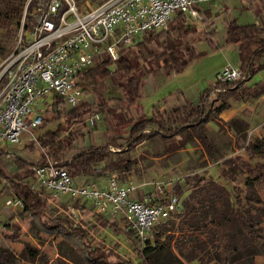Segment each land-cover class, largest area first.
Wrapping results in <instances>:
<instances>
[{"label":"trees","instance_id":"1","mask_svg":"<svg viewBox=\"0 0 264 264\" xmlns=\"http://www.w3.org/2000/svg\"><path fill=\"white\" fill-rule=\"evenodd\" d=\"M19 6L18 18L21 26L22 13L26 0H17ZM247 3V4H246ZM259 6H251L250 2L243 0L240 11L248 10L257 16L256 21L247 23L238 22L236 18L226 19L223 26L222 46H236L237 61L242 76L240 79L215 82L205 88L196 101L184 96L183 92L169 93L161 101L153 105L151 114L147 115L140 103L142 75L147 70L160 69L168 73H180L196 57H202V51H195L193 42L204 39L214 44V28L203 30L199 33L194 20L181 11L176 10L167 25L168 28L151 29L143 39L132 46L123 47L117 60L103 59L91 67L78 73L83 92L91 99H84L75 106L65 109L67 103L55 95L50 110L42 114L41 126L54 125L53 130L38 134L33 145L25 149L36 147L40 158L33 165L42 166L46 157L59 166L65 167L68 175L74 179L82 176L96 175L95 166L104 162L112 153L111 145L90 144L80 149L78 144H83L88 135L96 131L94 126H89L85 114L104 113L112 134L121 138L124 144L120 149L129 151L138 144L154 136L165 139L185 137L177 145L169 146V151L184 148L187 140L194 138L202 147L208 158L213 159L214 153L211 142L204 133V128L211 119H218L220 113L231 106L232 101H247L252 97L264 94V79L247 84V81L259 70L264 68V0H259ZM263 9H260V8ZM31 4L28 5V9ZM201 26L212 17L218 19L220 14L212 12L211 8L197 7ZM224 10H227L223 6ZM260 9V10H259ZM226 12V11H225ZM226 16V15H225ZM6 28H11V22L4 15ZM167 27V26H166ZM194 35L196 37H194ZM156 43L153 47L150 43ZM151 74L150 72H148ZM148 74V75H149ZM107 84V93L100 91L102 84ZM116 90V93H111ZM182 102L174 107L167 106L170 97H178ZM213 100L218 103L207 109ZM7 149H0V180H5L14 190L17 198L28 210L35 226L46 235H59L65 243L77 250L84 264H130L112 250H106L95 240L88 237L85 224L73 226L66 219H47L45 208L49 196L37 195L25 184L18 183L16 178H25L33 175L32 169L15 174L10 171L11 165L5 160ZM9 150V149H8ZM264 156V139L251 143L248 155ZM118 166L117 162L110 161L101 172L107 174ZM259 189H264V166L255 163L254 170L250 171ZM223 177L230 180L228 173L223 171ZM14 177V178H13ZM186 183L194 185L195 194H205L216 204L212 210L215 219L204 222L207 212H200L185 203L181 221L176 224L178 215L156 225L150 233H155L157 239L162 235L177 233V241L150 247L146 238L137 251L141 264H184L182 259L194 264H255V257L264 258V231L260 227V216L251 215L250 211L241 212L233 209V202L225 189L217 184L201 180L199 176H188ZM200 189L201 192L196 191ZM253 186L247 187L249 196ZM241 189L233 187L234 199L237 206L241 205ZM259 202V200L257 199ZM78 202V201H76ZM76 210H82L79 205ZM264 212V208L260 209ZM264 215V213H263ZM100 226L112 231H118L113 223L108 222L95 214ZM179 226L178 230L175 226ZM68 227L69 230L64 229ZM210 230L221 232V236L211 247L203 239ZM248 235H246V233ZM149 233V234H150ZM255 243V245L253 244ZM146 245V247H145ZM32 253V260L39 254L36 249L27 248ZM0 264H9V254L0 251ZM60 264H68L60 262Z\"/></svg>","mask_w":264,"mask_h":264},{"label":"rangeland","instance_id":"2","mask_svg":"<svg viewBox=\"0 0 264 264\" xmlns=\"http://www.w3.org/2000/svg\"><path fill=\"white\" fill-rule=\"evenodd\" d=\"M27 1H25L24 7ZM75 1L79 10L86 11L105 0ZM17 2V0H0V63L13 51L18 39L19 27H16V23L20 22V18L17 17L19 13ZM246 2H250L251 6L255 8L260 4L259 0H246ZM199 6L211 8L213 13L221 15V19L212 17L203 27L199 24L200 17L194 20L199 29L197 35L201 34L203 30L214 28L216 34L214 44L204 39H196L193 42L195 51H202L203 55L194 58L180 73L151 69L142 75L140 103L147 115L151 114L153 105L167 97L169 93L181 94L182 91L188 99L195 98L199 94L198 91L205 88L207 79H213V71L216 67L234 57V53H232L234 46L219 47L222 44L221 37L226 18H236L238 22L242 23L258 19L252 12L238 9L241 6V0H207L200 3ZM223 6L227 10H224ZM30 9L28 10L30 11ZM4 15L11 22L12 26L9 29L3 24L5 22ZM194 37L196 36L194 35ZM150 45L157 47L153 42ZM263 79L264 68L257 71L247 81V84H253ZM107 87V84L104 83L99 89L104 94H108ZM116 92L113 90L111 93ZM83 98L89 100L91 96L84 94ZM217 103V100H213L207 105V109ZM69 106L67 104L65 109ZM88 116L89 114H85L84 117ZM221 116V122L211 119L204 128V133L211 142L214 153V158L210 159L194 138H189L184 148L169 151V146L177 145L179 140L185 137V133L172 139L154 136L129 151L120 149L124 144L125 135L121 138L115 137L108 126L106 115L100 113L98 122L93 127L96 131L88 135L86 141L83 144H78V147L84 149L90 144L100 146L109 143L112 153L104 162L95 166L96 175L82 176L84 178L76 177L77 179H73V181L85 183L86 180L93 182V185L101 186L104 184L105 178L108 180L115 177L120 184L131 183L136 187L135 198L132 196L133 194L130 196L133 199H139L143 195L153 192L156 185L168 184V192L179 197L176 224L181 221L179 218L182 217L185 203L200 212H207L204 222H208L215 219L210 209L216 208L217 204L205 194L192 192L195 189L194 185L187 184L185 179L188 176L197 175L201 180L223 187L233 201L231 203L233 209L236 208L241 212L250 211L251 215L260 216V227L264 231V212L260 210L262 207L264 208V189L261 190L255 186L250 172L254 170L255 163L264 166V156L257 154L254 158H250L248 155L249 145L264 139V94L244 102L232 101L231 106ZM48 129L53 130L54 125L24 130L19 137L20 143L12 145L11 149L13 150H11V154L5 155V160L11 165L10 171L14 173V177L15 174L31 169L40 158L41 152L36 147L25 149V146L33 145L31 134L36 138L38 134L44 133ZM110 161L117 162L118 166L109 170L106 177L101 169ZM223 171L228 173V176L231 177L230 180L223 177ZM15 179L22 185L26 184L35 194L47 195L36 184L32 175L22 179L15 177ZM250 184L253 186L254 196L248 195L247 187ZM233 187L242 191L240 194L242 202L239 206L234 199ZM196 191L201 192L200 189ZM154 200L163 201V197L158 196ZM76 204L82 210H76L74 207ZM45 216L48 220L66 219L73 226H79L83 222L88 237L95 240L98 245L106 250L114 251L117 257L129 261L130 264H141L137 253L141 249V243L122 218L112 219L108 216H101L116 225L120 233L103 228L96 221L94 209L89 203L76 202L67 196L53 200L48 199ZM178 228L179 226L176 225L175 229L178 230ZM64 229L69 230L68 227ZM245 233L248 235L247 232ZM171 235H162L157 239L155 233H150L146 238L150 247L166 243L173 245L177 241L178 234ZM221 235V232L217 230H210L203 239L210 248ZM253 244L255 245V243ZM27 248L36 249L39 254L32 260V253ZM0 251H6L9 254V264H60V262L84 264L77 250L67 245L61 236L46 235L35 226L28 210L5 180H0ZM253 260L255 264H264L262 257H255ZM182 262L194 264V262L189 263L184 259Z\"/></svg>","mask_w":264,"mask_h":264},{"label":"built area","instance_id":"3","mask_svg":"<svg viewBox=\"0 0 264 264\" xmlns=\"http://www.w3.org/2000/svg\"><path fill=\"white\" fill-rule=\"evenodd\" d=\"M206 1L105 0L81 11L75 0H28L16 45L0 63V149L11 154L8 148L20 143L24 130L38 128L55 95L71 106L79 104L84 96L79 71L103 59L117 60L123 47L141 41L149 30L166 28L176 10L196 20V7ZM241 76L239 66L227 64L214 78L226 82ZM99 116L94 113L85 122L94 126ZM31 139L36 141L32 134ZM31 169L49 199L67 196L89 203L99 216L122 218L141 243L179 210V197L168 192V184L133 199L131 183L122 186L111 177L103 186L78 184L48 157ZM158 196L163 201H155Z\"/></svg>","mask_w":264,"mask_h":264},{"label":"crops","instance_id":"4","mask_svg":"<svg viewBox=\"0 0 264 264\" xmlns=\"http://www.w3.org/2000/svg\"><path fill=\"white\" fill-rule=\"evenodd\" d=\"M242 2H243V0H241V5H242ZM240 7L241 6H239V10H240ZM203 8H206V6H201V9H203ZM248 11V10H247ZM220 17H221V15H220ZM219 17V18H220ZM221 19V18H220ZM227 19V18H226ZM225 19V20H226ZM231 19V18H230ZM226 22V21H225ZM224 25H225V23H224ZM222 36H223V34H222ZM221 39H222V37H221ZM230 46H233V45H230ZM220 47V46H219ZM223 47H227V46H223ZM235 48H233L232 49V53H234L233 54V58L232 59H228L226 62H224V63H222V64H220L219 66H217L216 67V69L213 71V73H214V75H213V79H211V78H208L207 79V81H206V86H205V88H207L209 85H211V84H214L216 81H215V74H216V72H218V70H220L223 66H225V65H227V64H230V65H234V66H238V61H237V48H236V46H234ZM205 88H203L201 91H198V93L200 94ZM199 94L195 97V98H192V99H190V100H192V101H196L197 100V98H198V96H199ZM182 102V99H180L179 98V96L178 97H170L169 99H168V103H167V106L169 107V108H174V107H176V106H178L180 103ZM225 111V110H224ZM224 111L222 112V113H220V115H219V117H218V119H214V121L215 122H221V118H222V116L221 115H223L224 114ZM11 147L12 146H10L8 149V151H10L11 152V150H13V149H11ZM106 177L108 176V174H106L105 175ZM79 178H81V177H79ZM82 178H84V177H82ZM74 179H77V178H74ZM106 180H107V178H105ZM106 180H104V184L106 183ZM85 183H81V182H78V184H93V182H88V181H84ZM119 183V182H118ZM104 184H102L101 186H103ZM120 184V183H119ZM126 184H128V183H125V184H120V185H126ZM136 193V192H135ZM132 196H134V198H135V196H136V194L134 195V193H133V195ZM137 198H138V196H137Z\"/></svg>","mask_w":264,"mask_h":264}]
</instances>
